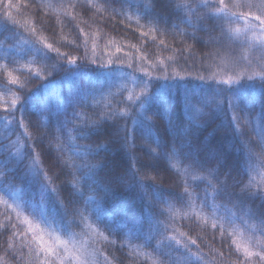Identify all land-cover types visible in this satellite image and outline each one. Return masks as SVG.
Instances as JSON below:
<instances>
[{
	"label": "trees",
	"instance_id": "obj_1",
	"mask_svg": "<svg viewBox=\"0 0 264 264\" xmlns=\"http://www.w3.org/2000/svg\"><path fill=\"white\" fill-rule=\"evenodd\" d=\"M211 9L0 0V264H264V76L219 95L89 60L209 66L231 45Z\"/></svg>",
	"mask_w": 264,
	"mask_h": 264
},
{
	"label": "rangeland",
	"instance_id": "obj_2",
	"mask_svg": "<svg viewBox=\"0 0 264 264\" xmlns=\"http://www.w3.org/2000/svg\"><path fill=\"white\" fill-rule=\"evenodd\" d=\"M209 8L219 20L225 24L226 36L231 40L227 52L213 58L209 66L197 63L194 69L175 66L176 62L161 63L143 58L137 53L126 51L120 47L93 49L90 64L95 67L113 69L127 73L134 82L141 80L158 82L167 86L188 82L206 87L222 95L215 86L222 85L224 90L236 89L238 83L250 84L254 80H262L264 76V0H206ZM200 6L201 4L198 3ZM32 31L22 36V42L31 49L44 54L50 46ZM226 38V39H227ZM86 61H88L86 59ZM187 63V62H186ZM191 65V64H190ZM209 84H208V83ZM206 83V84H205ZM239 92H248L247 88H239ZM141 94L138 95V98ZM149 97V96H148ZM264 186V180L261 182ZM40 186L43 185L40 183ZM37 241L34 248L37 252L53 254L52 248Z\"/></svg>",
	"mask_w": 264,
	"mask_h": 264
}]
</instances>
